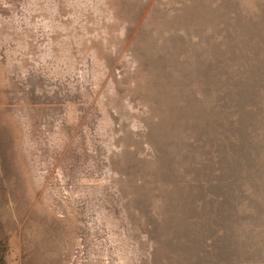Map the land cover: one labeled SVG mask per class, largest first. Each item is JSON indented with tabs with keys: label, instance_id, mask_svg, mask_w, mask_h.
<instances>
[{
	"label": "rangeland",
	"instance_id": "obj_1",
	"mask_svg": "<svg viewBox=\"0 0 264 264\" xmlns=\"http://www.w3.org/2000/svg\"><path fill=\"white\" fill-rule=\"evenodd\" d=\"M0 264H264V0H0Z\"/></svg>",
	"mask_w": 264,
	"mask_h": 264
}]
</instances>
